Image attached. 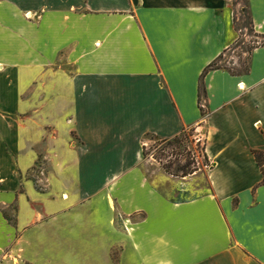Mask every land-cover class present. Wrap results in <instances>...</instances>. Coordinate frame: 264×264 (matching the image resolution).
Returning <instances> with one entry per match:
<instances>
[{
  "label": "crops",
  "instance_id": "obj_1",
  "mask_svg": "<svg viewBox=\"0 0 264 264\" xmlns=\"http://www.w3.org/2000/svg\"><path fill=\"white\" fill-rule=\"evenodd\" d=\"M235 1L0 0V264H264V45L217 64ZM189 129L209 190L173 200L144 147Z\"/></svg>",
  "mask_w": 264,
  "mask_h": 264
},
{
  "label": "rangeland",
  "instance_id": "obj_2",
  "mask_svg": "<svg viewBox=\"0 0 264 264\" xmlns=\"http://www.w3.org/2000/svg\"><path fill=\"white\" fill-rule=\"evenodd\" d=\"M235 8L238 18L236 30L240 36L236 44L221 56L217 64L238 72L247 68L249 56L261 38L255 35L251 26L247 0H236ZM200 139L201 141L198 142ZM144 151L146 159L153 165L161 167L173 180L183 183L180 187L184 192L177 191L173 200L196 198L208 192L209 187L204 175L210 164L205 159L203 137L199 138V134L194 129H189L178 139L168 141L148 137ZM46 168L44 164H40L30 174L38 175L46 171ZM196 177H199V180H193ZM186 183L190 184L188 188L185 186ZM13 213V205L4 213L10 224L13 223Z\"/></svg>",
  "mask_w": 264,
  "mask_h": 264
},
{
  "label": "trees",
  "instance_id": "obj_3",
  "mask_svg": "<svg viewBox=\"0 0 264 264\" xmlns=\"http://www.w3.org/2000/svg\"><path fill=\"white\" fill-rule=\"evenodd\" d=\"M184 133H182L181 135H183ZM180 136L176 137L175 139H178ZM253 153H254V156H255V160H256V162H257V164L260 167V170L262 172V175H263L262 184L264 185V151H254ZM144 156L146 157V152L145 151H144ZM184 176H186V175H184Z\"/></svg>",
  "mask_w": 264,
  "mask_h": 264
},
{
  "label": "built area",
  "instance_id": "obj_4",
  "mask_svg": "<svg viewBox=\"0 0 264 264\" xmlns=\"http://www.w3.org/2000/svg\"><path fill=\"white\" fill-rule=\"evenodd\" d=\"M236 21L238 22V18H237V17H236ZM261 45H264V38H262L261 41L257 43V47H258V46H261ZM199 138H201V137L199 136ZM203 140H204V139H203ZM200 141H201V139L198 140V142H200Z\"/></svg>",
  "mask_w": 264,
  "mask_h": 264
}]
</instances>
